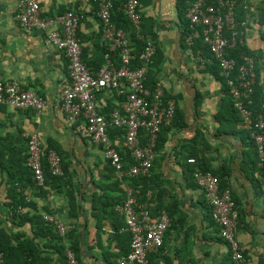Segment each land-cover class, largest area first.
Instances as JSON below:
<instances>
[{"label": "crops", "instance_id": "obj_1", "mask_svg": "<svg viewBox=\"0 0 264 264\" xmlns=\"http://www.w3.org/2000/svg\"><path fill=\"white\" fill-rule=\"evenodd\" d=\"M240 1L247 10L245 45L263 55L257 59L252 82L255 90L262 89L264 99V0ZM139 2L142 34L155 42L159 55L156 80L163 83L166 96L176 102L175 123L186 124L166 132L154 169L146 176L152 179L154 191L144 198L141 187L133 186L130 177H120L104 150L80 132L78 123L66 122L60 93L70 79L63 52L44 32L21 29L16 20L17 3L0 0V80L18 81L49 103L41 114L0 107V233L16 245L18 236L35 238V217L45 222V217H54L67 228L65 236L57 228L55 231L62 245L70 248L77 244L80 264H119L130 251L131 234L115 206L127 201L131 189L138 213L148 207L154 214L159 205L169 214L164 245L149 254L151 264H234L229 246L210 218L204 191L189 170L194 165L188 161L195 157L193 152L208 163L211 172L226 175L227 190L239 211L237 235L247 254L242 264H259L264 257V172L252 174L250 165L255 159L243 133L246 129L228 113L231 96L208 68L212 62L205 58L208 62L204 63L188 38L184 41L185 26L177 0ZM96 9L93 0H41L45 16L67 11L82 15L78 37L83 59L94 71L106 63L107 46L102 42L103 26ZM113 94L99 95L101 112L123 106ZM224 112L228 120L219 119ZM32 134L38 135L46 151H54L62 159L63 175L54 177L46 172L43 186L37 184L28 162H20L28 157L27 142ZM112 136L128 172L133 159L125 151L124 137ZM24 167H28V175L22 173ZM19 196L26 199L22 211L14 207ZM15 210L29 220L21 224L13 216ZM35 244L47 264L63 263L53 247L60 245L56 239L43 236L36 238Z\"/></svg>", "mask_w": 264, "mask_h": 264}, {"label": "built area", "instance_id": "obj_2", "mask_svg": "<svg viewBox=\"0 0 264 264\" xmlns=\"http://www.w3.org/2000/svg\"><path fill=\"white\" fill-rule=\"evenodd\" d=\"M18 6L16 20L27 33L44 32L47 39L68 61L69 84L60 93L61 109L69 125L79 124L80 132L91 143L104 150L111 166L120 177L136 178L149 176L156 160V149L162 129L170 127L176 115V102L165 101V88L158 81L153 89L146 87L149 67L156 55L153 40L142 34V13L139 0H123L119 10L129 20L136 36L146 43L139 60L142 65L133 67V49L130 36L122 28H116L112 11L120 0H93L96 15L103 26L102 42L107 45L106 63L97 71L92 70L83 59V48L78 37L83 17L80 13L67 11L63 14L43 16L41 0H14ZM235 2L230 0H193L187 12L190 22V43L203 36L210 48L212 58L225 78L234 109L241 117L244 127L251 132L264 165V117L256 118L253 112L254 87L251 79L255 68L254 59L242 56L243 63L228 58L227 49L237 44L238 33H233L232 42L225 36L226 30L235 28ZM245 25V24H243ZM111 53H117L115 63ZM204 63L207 60L202 59ZM210 62H212L210 60ZM105 92L115 93L123 100L122 107L114 108L107 116L99 106L98 97ZM16 110H33L41 114L49 103L33 90H26L18 81L0 80V107ZM124 129V147L131 155L134 165L125 173L123 158L110 138L111 129ZM28 166L39 186L45 183V164L54 177L63 175L61 157L54 151H46L37 134L28 137ZM195 164V159H189ZM194 178L204 191L207 203L212 208V217L219 227L220 237L229 246L234 264H242L245 257L237 235L239 211L229 190L221 191L220 178L211 172L196 169ZM133 191L128 190V199L115 206V211L124 217L131 234L129 253L119 264H150L149 254L163 247L170 227L167 211L152 216L148 207L137 212ZM24 210V207H19ZM59 234L66 235L67 228L54 217H45ZM68 264H80L70 249L66 252ZM0 264L2 254L0 253Z\"/></svg>", "mask_w": 264, "mask_h": 264}, {"label": "trees", "instance_id": "obj_3", "mask_svg": "<svg viewBox=\"0 0 264 264\" xmlns=\"http://www.w3.org/2000/svg\"><path fill=\"white\" fill-rule=\"evenodd\" d=\"M122 1L123 0H120L119 2H117L115 4V8L112 11V21L115 23L116 28H122L126 32L129 33L130 46L133 49V52H132V55L134 58L132 61L133 67L138 68L142 65V62L139 60V56H140L141 51L143 49V46L145 45L146 42L144 40H140L137 38L136 32L133 29L131 23L123 15V13L119 10ZM230 1L235 2V7H234L235 28L233 31L226 30L225 36L230 39V43L232 42L233 33L236 32V33H238L239 36L237 39V44L235 46L229 47L227 49L228 58H233L238 63H243L242 56L250 57V58L254 59L255 68H256L257 59L261 60L263 58V55L260 53H255V52L249 50V48L245 45L244 28L247 25V19H246L247 10L244 8L242 1H240V0H230ZM192 2H193V0H177L178 12H179L181 21L184 23L183 25L185 26L184 31H183V34L185 36L184 41L191 34L190 22L187 19V12H188V9L190 8ZM43 16H45V15H43ZM243 24H245V25H243ZM105 47H106L105 51L107 52V46H105ZM192 48H193L194 52L199 51L200 52L199 55L203 59L208 58L209 60L212 61L211 65L208 66V68L211 70V72L214 74V76L222 83L223 88L227 92V94L230 95V90L227 86L226 80L221 75V71L218 67L217 62L215 60H213V58H212L213 56L211 54L210 48L208 47L207 44L204 43L203 36H200V37L193 39ZM106 52H105V54H106ZM158 57H159V55H157V52H156V55L152 60V64L149 67L148 80L146 82V87L150 90L153 89L155 87L156 83L158 82L156 80L157 76L159 75V67H158L159 59H158ZM111 58L115 63L119 60V56L117 53H111ZM160 64H161V62H160ZM251 79H253V75H251ZM253 87L255 88L256 86L253 85ZM262 94H263L262 89H259V87H257L256 90L254 91V94L252 97V99H253L252 109L254 112V116L256 118L264 117V99L262 97ZM113 95H114V98H119L115 93ZM119 100L121 102H123L122 99L119 98ZM169 100H171V98H168L165 94V101L168 102ZM230 101H231L230 107L227 106L228 113H231V114L233 113L232 119L237 117L239 122L243 123L240 115L234 109L232 97H231ZM108 108H106L104 110V112L102 111V113L106 116L113 110L111 107H108ZM176 116L177 115H175L174 122L170 127H165L162 129V132L160 133V136H159V141H158L156 153L164 146V144L166 142V136H165L166 132H169L173 127L174 128L177 127L178 129H181L186 125L185 123L176 124L175 123L176 122ZM225 116H226V113L224 112L219 119L223 118V120H228ZM243 127H244V125H243ZM243 133L245 134V139L249 140L248 148L252 149L251 151H252L254 159H255V161H253L252 164L250 165L251 169H252V174H254V172H257V171H259L261 174H263L264 165H261L259 162V155H258V151H257V146L255 144V141L251 137V132L246 129L245 131H243ZM112 134H115L116 137H124L125 131H124V129L113 128V129H111V132H110V138H113ZM117 150L119 151V149H117ZM125 151H127V150L125 149ZM120 154L122 156L121 152H120ZM128 155L131 158V155L129 154V152H128ZM191 156L196 157V158L194 157L196 163L193 166H189V170L192 174H194V172L198 168L204 172H211L209 169L208 163L201 162L199 157L197 155H194L193 152H191ZM122 158H123V156H122ZM194 158H191V159H194ZM188 159H190V158H188ZM123 160H124V158H123ZM20 162H21V164L23 162L27 163L28 157H27V159L26 158L22 159V161H20ZM132 164L133 165L135 164L133 160H132ZM153 169H154V164H153L152 170ZM28 170H29L28 167H26V168L24 167L22 173H25L28 175ZM45 171L50 174L47 167H45ZM124 172L127 173V170L125 169ZM211 173L220 178L221 191L227 190L228 186H227V182L225 180L226 175L220 174V173H213V172H211ZM151 180L152 179L150 177H136V178L131 179V183L135 187H138V186L141 187L140 196L144 198V197H147L149 192L154 191L153 187L151 185ZM25 201H26V199L24 197L19 196L16 199L15 204H14L15 208L18 206L16 208V210L19 207H26ZM16 210L13 213V216H14V218L16 217L20 221L21 224L24 223L26 220H29L28 219L29 217L26 218V215L22 216L19 213H16ZM162 211H165V209H163V208H161V206L157 205V208L155 209L154 214H152V216L155 217L159 213H161ZM210 214H211L210 218H211L212 222L215 223L213 220V217H212V208L211 207H210ZM34 219H36V224L34 226L35 227V230H34L35 238H33V239H29L27 236L23 237L21 235L20 237L18 236V241H17L18 245L17 244L13 245L12 239L10 237L5 236L2 233H0V253L2 254L3 264H47V260L44 258V256L42 258L40 251H39V247H37V245L35 244V239L39 238V237H43V236H46V237L49 236V238L50 237L54 238L57 240V242L60 243L59 246L54 245L53 247H54L55 251L59 252V255L62 256L61 257L62 261H63L62 264H68V259H67V255H66V252L68 249H70L71 251H73L75 253L76 258L78 260V246H77V244L70 246V248H67L65 245H62V239L60 237H58V235L55 233L56 227L53 224H51V223L48 224V222H45V220L42 219L41 217H35ZM217 230L219 231V228ZM222 241L224 243H226L223 239H222ZM242 252H243L245 259H247L246 252H244L243 250H242ZM150 257H151V255H149V257H148L149 262L151 264V258ZM231 261L233 262L232 259H231ZM259 264H264V257H260Z\"/></svg>", "mask_w": 264, "mask_h": 264}]
</instances>
